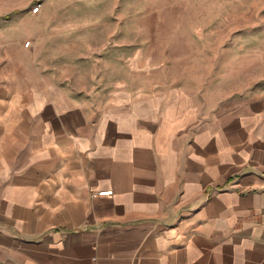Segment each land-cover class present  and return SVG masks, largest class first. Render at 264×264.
Returning <instances> with one entry per match:
<instances>
[{
    "label": "crops",
    "instance_id": "0c3cea01",
    "mask_svg": "<svg viewBox=\"0 0 264 264\" xmlns=\"http://www.w3.org/2000/svg\"><path fill=\"white\" fill-rule=\"evenodd\" d=\"M51 1L0 0V264H264V83L78 89L24 46Z\"/></svg>",
    "mask_w": 264,
    "mask_h": 264
},
{
    "label": "rangeland",
    "instance_id": "374dc122",
    "mask_svg": "<svg viewBox=\"0 0 264 264\" xmlns=\"http://www.w3.org/2000/svg\"><path fill=\"white\" fill-rule=\"evenodd\" d=\"M45 13L64 32L30 40L32 66L46 56L51 74L81 90L134 82L140 57L158 77H217L240 92L264 83V0H52Z\"/></svg>",
    "mask_w": 264,
    "mask_h": 264
},
{
    "label": "built area",
    "instance_id": "2783aa9c",
    "mask_svg": "<svg viewBox=\"0 0 264 264\" xmlns=\"http://www.w3.org/2000/svg\"><path fill=\"white\" fill-rule=\"evenodd\" d=\"M40 8H41L40 3H36L34 7H32L31 9V13L37 14L40 11ZM29 44H30L29 42H25L24 46L28 47ZM110 195H112V190H103V191L97 192V196H110Z\"/></svg>",
    "mask_w": 264,
    "mask_h": 264
}]
</instances>
